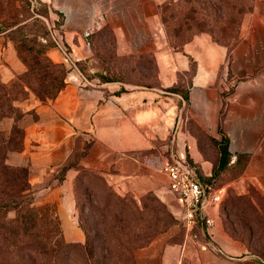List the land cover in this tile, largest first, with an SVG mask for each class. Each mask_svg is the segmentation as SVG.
<instances>
[{"label": "crops", "instance_id": "crops-1", "mask_svg": "<svg viewBox=\"0 0 264 264\" xmlns=\"http://www.w3.org/2000/svg\"><path fill=\"white\" fill-rule=\"evenodd\" d=\"M164 1L37 0L46 7L50 33L62 40L95 83L83 87L65 79L52 101H27L17 121L23 130V148L9 153L7 161L27 167L39 202H57L66 241L83 240L72 219V181L77 171L69 166L63 178H57L62 166L72 161L101 172L117 191H160L178 212L182 209L178 196L168 187L169 194L161 192L156 171L163 174L161 166L172 158H188L209 176L219 157L217 145L224 141L229 157L221 173L231 174L229 168L238 167L232 173L240 175V194L252 185L264 200V0H255L243 16L234 44L197 33L177 50L165 43L160 26L158 10ZM89 28L92 33L96 30L92 40L98 44L110 40L103 33L110 30L114 55L153 54L159 87L128 89L122 83L100 81L110 76L101 66L107 51L87 42L83 34ZM48 55L62 62L57 47L52 46ZM3 56L7 62L0 78L8 81L23 67L9 41ZM179 78L190 79L186 99L164 90ZM179 122L170 145L163 143L166 150L169 146V155L154 161L155 140L161 149L169 129ZM238 158L241 162L236 165ZM218 205L208 208L211 227L196 226L178 242H167L178 233L169 231L137 250L136 264H251L248 254L223 230Z\"/></svg>", "mask_w": 264, "mask_h": 264}, {"label": "rangeland", "instance_id": "rangeland-1", "mask_svg": "<svg viewBox=\"0 0 264 264\" xmlns=\"http://www.w3.org/2000/svg\"><path fill=\"white\" fill-rule=\"evenodd\" d=\"M233 1L236 2V9L231 15V11L233 10L229 5ZM246 2V0L164 1L159 5L158 13L161 29L167 39L165 43L173 50H177L192 35L208 33L213 39H216L214 41L223 42L229 46L234 44L242 18L245 14L249 13L244 12ZM254 2L255 0H251V9ZM230 17L232 18L231 21ZM46 18V7L42 4H37V0H0V71L5 70L4 66L7 62L5 56H3L4 46L7 41L10 42L11 49L18 58L15 46L20 45V40L23 39L20 34L12 32L17 26L16 24L26 22L27 35L25 36L27 38L25 40L34 38L41 40L47 31ZM51 47H48L46 50L47 55ZM120 57L127 60L132 59L128 58V56ZM18 60L23 67V71L15 74L8 81H2L0 78L1 82L8 83L13 81L26 70L24 63L19 58ZM134 60L136 61V66H144V77L109 78L100 81L122 83L128 89L159 87L160 80L157 75L154 55L137 56ZM56 63L60 64L63 68L64 64L62 65L60 62ZM124 65V70L122 69L123 71L119 72L131 75L127 68L131 66L130 63H125ZM77 66L79 67L78 61ZM114 70L118 72L117 69ZM82 73L86 76L85 72L82 71ZM135 74L137 73L135 72ZM58 76L61 77L62 75L58 74ZM65 77L66 72H64V83ZM189 84L190 79L183 78L176 80L172 87L164 88V90L169 93H178L183 97L182 92L188 91ZM88 86L92 85H85L83 87ZM175 89L179 90V92ZM32 98L39 100L34 93L28 91L25 98H20L15 103L24 112V108H26L25 103L27 101L30 102ZM11 121L12 118L4 120L1 128L8 131ZM179 125L180 122L178 124L174 123L173 127L169 129L167 137L162 140V150L159 148V141L155 140V144L151 150L154 161L159 162L163 156L169 155V146L167 147L168 150H166L163 147V143L164 146L170 145L172 135L177 134L176 131H178L177 127ZM188 129L190 130L189 127ZM16 140L18 142L19 136H17ZM87 145L88 143L86 142L84 148ZM184 149L186 153L188 151L186 145ZM14 151H8L7 155ZM6 162L10 164L7 161V157ZM76 163V161H72L62 166L61 169H64L65 166H74L76 168ZM12 166L26 167L20 165ZM79 167L86 170L94 169L77 166L78 170H76V176L72 181L74 200L72 219L81 230L83 240L79 242V248L68 249L60 246L55 256L50 258L53 264H78L79 262H84V260L86 264H136L135 252L147 247L160 236H165L167 232L176 230L178 233L168 238L167 242H178L185 233L196 231V226L188 230L183 219V210L181 209L178 212L174 210L168 204L169 201L165 200L163 194L159 193L160 191L141 193H135L130 190L117 191L108 183L106 177L101 172L94 170L97 174L89 171H82L80 173ZM156 172L160 174V177L162 176V178L159 177L157 180V184L162 188L161 192L169 194L167 180L159 171ZM24 177L28 180V174ZM214 177L217 179L221 189L222 201L218 205L217 213L223 230L229 234L232 242L248 254L249 263L263 264L264 200L252 185H248L246 193L240 194L239 174L216 172ZM29 189L32 192L31 205L46 206L42 215L41 234L50 238V236H53V233H56L53 229V211L58 216L57 202H39L38 194L30 187V183ZM241 195H244V202L240 201ZM171 201L177 202L175 198ZM3 215L6 220H11L16 215V209L9 208L3 212ZM60 231L62 233V229ZM210 235L214 236L212 231H210ZM56 236H59L58 233ZM1 255L3 260H0V264H5L3 263L4 260L10 264L18 262L22 264H39V261L42 260V257L34 250H21L10 246L5 247Z\"/></svg>", "mask_w": 264, "mask_h": 264}, {"label": "trees", "instance_id": "trees-1", "mask_svg": "<svg viewBox=\"0 0 264 264\" xmlns=\"http://www.w3.org/2000/svg\"><path fill=\"white\" fill-rule=\"evenodd\" d=\"M246 1L244 12H250L251 0ZM229 6L233 10L231 11L232 15L236 9V2H231ZM231 19L232 18L230 17V21ZM16 25L17 26L12 30V32L20 34L23 40H20V45L15 46V50L18 58L24 63L26 70L22 74L18 75L13 81L8 83L0 81V247L2 246L0 248V260H3L1 252L5 247L10 246L21 250H34L40 255V257H42L39 264H53L50 258L55 256V253L58 251L60 246H64L68 249L79 248V242H69L64 239L60 231L59 218L54 211L53 229L56 233H53V236H50V238L42 236V215L46 206L31 205L32 192H30L27 178L24 177L27 175L26 167L12 166L6 162V157L8 151H20L23 148V130L17 124V121L22 117L24 112L15 102L20 98H25L28 91L34 93L40 102L47 103L52 101L65 84L64 72H66V70L62 62L60 63L63 65L64 69L60 64L51 60V58L46 54L48 47L53 46L52 37L48 27L46 34L42 37L45 41H42V38L41 40H37L35 38L25 40L27 38L25 36L27 35L26 22L21 24L17 23ZM103 33H105V35L107 34L110 37V40H103L101 44L92 40V33L87 38L89 44L96 50L100 47L99 45L106 47L104 49L107 51L106 55L101 56V59L103 60L101 62V66L110 72V76L103 78V80L109 78L144 77V66H136L134 58L137 56H151V54L126 55L128 58H132V61L123 59L120 56L113 54L114 40L110 30L105 29ZM218 43L224 44L223 42ZM125 63H130L131 66H128L127 68L129 69L131 75H125L119 72L124 70L123 67L125 66ZM80 69L83 71L81 67ZM114 69H117L118 72ZM135 72L137 74H135ZM58 74H61L62 76L59 77ZM176 91L179 92V90ZM182 95L186 98L187 92H182ZM9 118H12V121L10 129L6 131V129L1 128V124L4 120ZM17 136H19L18 142L16 140ZM217 146L219 157L216 160L213 172L209 176H205L200 173L196 165L192 163L190 159L187 158V161L196 167L197 176L200 180L205 182L213 181L216 186H219L214 175L216 172L221 173V171L225 169L224 167L228 162L229 156L226 149V143L224 141L219 143ZM236 161V165H238V163L241 162V159L238 158ZM67 167L69 166H65V168L61 169L57 174V178L59 180L63 178V172L66 171ZM79 168L80 173L82 171H89L97 174V170L94 171L86 170L81 167ZM75 169L78 170L77 166ZM238 170V167L229 168L231 174H234L232 171ZM240 201L244 202V195L240 196ZM9 208H15L16 215L13 219L6 220L3 212ZM57 233L59 236H56ZM83 254L84 252L82 253V256ZM3 263L10 264L5 260ZM16 264L22 263L18 262ZM78 264L86 263L84 260V262H79Z\"/></svg>", "mask_w": 264, "mask_h": 264}, {"label": "built area", "instance_id": "built-area-1", "mask_svg": "<svg viewBox=\"0 0 264 264\" xmlns=\"http://www.w3.org/2000/svg\"><path fill=\"white\" fill-rule=\"evenodd\" d=\"M91 33L92 29L89 28L83 35L88 38ZM51 37L53 46L60 51L62 63L66 67V81L75 82L79 86L94 85L92 79L85 76L79 69L76 59L62 40L53 33ZM42 41L45 40L42 38ZM161 172L166 176L169 189L178 196L182 204L183 219L188 230L194 226L211 227L213 218L208 208L221 202L220 187L213 181L200 180L196 167L185 159L172 158L166 161L161 166Z\"/></svg>", "mask_w": 264, "mask_h": 264}]
</instances>
